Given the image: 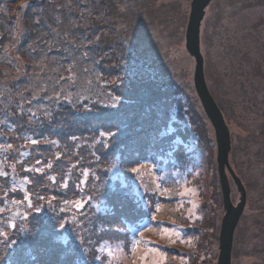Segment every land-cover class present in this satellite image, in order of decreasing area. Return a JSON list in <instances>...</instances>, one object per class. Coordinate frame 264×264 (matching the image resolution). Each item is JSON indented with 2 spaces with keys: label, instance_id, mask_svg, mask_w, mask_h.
Returning a JSON list of instances; mask_svg holds the SVG:
<instances>
[{
  "label": "rangeland",
  "instance_id": "374dc122",
  "mask_svg": "<svg viewBox=\"0 0 264 264\" xmlns=\"http://www.w3.org/2000/svg\"><path fill=\"white\" fill-rule=\"evenodd\" d=\"M61 1L60 7L66 8L73 4V0ZM78 1L84 7L90 8H97L96 1L105 2L108 12L117 15L115 16L117 28H113L112 17L114 16H109L107 11L108 17L102 21L98 20L101 24L96 22L90 25L89 20L82 19L79 22L72 21L69 24H61L58 21L45 20L43 7L32 9L24 3L21 9H16L17 6L15 8L5 3L0 6V25L3 26L2 29L5 33V39L0 44V171L6 173V176H0V207L5 209L3 213H0V230L7 233V235L0 236V258L5 254L4 246L8 248L14 246L15 237L10 236V233L13 235L16 231L18 232L14 229L18 224L21 225L26 212V204L9 202L7 194L12 193L13 187L19 188L20 183L25 182L24 177L16 176L15 163L16 160L22 164L26 162L31 149L36 145L31 141L36 140V137L40 135L31 131L28 126L36 122L40 125L54 122L52 115L59 109V104L81 102L86 96H89L88 82H84L80 87L77 80L78 70H84V68L90 70L92 63L95 60L96 62L99 61V54L107 48H111L112 45H116V41H121L119 43L130 41L126 46L132 50L131 54L138 66L134 71L150 79L151 77L154 79L162 78V81L167 77V74L174 71L177 74L175 76L178 84L183 71L186 72L187 69L190 74V76L188 75L189 80L193 81L192 64L189 67L190 61L186 56L184 57V50L186 51L185 33H180L181 28L184 27V22L179 29L172 31L170 27L167 28L168 24L163 19L159 18L158 15L156 16L157 13H152L153 4H157L161 9L160 12H162L163 2L165 1L166 5L167 1L168 5H173V12H178L180 9L182 14L186 16L192 0H155L154 3L151 0H130V2L116 0L120 4L119 9H116L110 0ZM30 9L31 13H28ZM209 14L208 21H211L213 19L212 12ZM142 17L144 24L140 20ZM108 20L112 21L110 25L105 24ZM134 27L135 29L130 35L123 30L122 32L118 31L120 29L131 30ZM204 33L202 52L205 58L209 60L205 64V68L208 69L206 72L215 80L214 85L218 93L217 96H219L217 98L218 100L221 98L222 112L233 139V150L234 148L236 150V153L232 154V156L236 155L231 162L236 167L238 165L239 168L248 171V179H254L264 169V155L262 152L259 153L260 144L264 142V117L256 119L254 118L255 115H244L240 107H236L231 100L229 90L225 88L226 82L223 80V74L219 72L216 64L212 63L209 58L210 51L215 49L214 42L211 41L212 36L209 31L205 32L204 30ZM126 37L129 39L122 41ZM210 42L213 43L211 47L208 45ZM101 61L104 62V59ZM68 69H71V72ZM130 75L128 79L131 77ZM135 76L137 77V75ZM69 77L71 78L69 79ZM91 77L96 79L95 87L97 89L92 96L96 100L104 96L108 105L113 107L116 102L108 94L107 82L116 75L112 72L105 74L103 71L96 70L90 72L89 82ZM180 86L182 87V85ZM189 90L191 88H185L178 93L185 95L188 94ZM181 98L184 99V97ZM32 113L35 115L33 116ZM189 120L187 119V122ZM187 125L193 129L190 124ZM19 127L20 130L17 132ZM200 127L204 129L195 132L196 134L194 131L193 133L190 131L191 137H193L190 142L202 143L205 136L216 151L214 133L208 134L207 128ZM48 143L51 148H59V144L55 140H49ZM85 145L88 153L84 157L92 160L91 155L95 153L96 143ZM56 157L58 156H55V159ZM63 157H65L63 160L67 161L66 175L68 176L70 171H73L70 184H77L78 193L70 195L67 204L64 202L59 207L54 205L53 208H47L50 211L46 212V218L48 219L51 215V221L55 219L53 212L58 214L54 227L59 232V241L62 244H67L68 237H73L78 240L77 243L87 245L95 251L96 264H100L99 260L104 257L107 260L105 264H183V261L190 264L185 259L182 261V257L173 260L169 251L174 247L178 248L177 244H182L181 241L191 228L185 227L184 224L188 223L192 227H199L200 224L206 223L209 226V250L205 254L197 255V257L195 255L196 262L193 264H217L219 234L224 214L220 216V223L216 226V230L213 222L209 223L219 214L218 191L220 184H216V178L207 176L200 183V179H196L198 174H195L190 167L182 165L180 168V165H176L168 159L164 165V173L161 174L163 181L159 182L156 177L152 176L153 189L162 195L163 200L161 203L159 202L161 207L150 218L151 223L146 230L137 237H133L130 245L120 239L116 242H104L93 247L97 243L93 239L90 241L91 234L88 237L89 230H92L93 226L88 223L89 218L86 213L90 214L91 207L97 213L100 212L101 208L96 203L97 196L91 193L85 181L79 179L77 175L82 164L78 161L84 157L80 159L70 158L67 151ZM204 158L206 157L202 154L200 160L203 161ZM55 159L54 156L51 160L47 158L45 163L38 160L40 163L31 169L41 168L42 173L31 172L33 174L47 173V180L51 181L50 177H52L55 167L48 168L47 165L49 163L52 165ZM255 162L257 163L255 164ZM204 164L207 167V162ZM241 164L242 167L239 166ZM115 166L112 171L113 175L125 184L119 159ZM231 168L233 170V167ZM25 172L31 173L26 170ZM145 176H148L147 169L138 172L139 178ZM136 185H138V180ZM53 188L47 184V189ZM246 192V204L248 205L243 213L246 216L242 215L238 224L242 228L252 227L261 217V221H264V202L258 200L259 196L262 195L263 188H256L255 191L249 188ZM64 194H66V190ZM47 195L50 199L55 197L49 190H47ZM235 200L239 201V196ZM79 204L83 206L78 208L77 205ZM16 213L20 214L17 215ZM9 222L15 223L16 227H9ZM214 230L218 243L213 242ZM258 231L259 233L263 232L264 228L263 231L258 228ZM22 232L25 231L22 230ZM119 232L123 233L122 231ZM200 234L202 232L197 237ZM245 240H247V236ZM88 247L85 249L88 250ZM191 248L195 249L191 245L189 251ZM239 253H236L238 254L236 257L238 264L253 263V258L243 257L244 252ZM84 255H87L86 251H84ZM96 257H100V259H96Z\"/></svg>",
  "mask_w": 264,
  "mask_h": 264
},
{
  "label": "trees",
  "instance_id": "16d2710c",
  "mask_svg": "<svg viewBox=\"0 0 264 264\" xmlns=\"http://www.w3.org/2000/svg\"><path fill=\"white\" fill-rule=\"evenodd\" d=\"M57 1L58 3H56ZM110 1L116 9H119L118 1ZM127 1L130 2V0ZM151 1L155 2V0ZM61 2V0H1L0 6L5 3L9 6H17L16 9H21L24 3L32 9L43 7L45 20L58 21L61 24H69L72 21L79 22L81 19L89 20L90 25L96 22L100 23L98 20L102 21L108 17L107 11L109 16H114L112 17L113 28H117L115 24V16L117 15L108 12L105 2L96 1L97 8L84 7L78 0H73L72 5L64 8L59 6ZM172 8L173 5H168L167 1L165 5L164 1L163 13L160 12L161 9L157 4H153L152 13H157L156 16L158 15L159 18L163 19L168 24L167 28L170 27L172 31L179 29L184 22V27L181 28L180 33H185L190 7L188 6L186 16L182 14L180 9L178 12H173ZM28 13H31V9ZM140 20L144 24L143 17ZM110 22L112 23L108 20L105 24L110 25ZM2 27L0 25V44L5 39ZM134 29L135 27L131 30L120 29L118 31L122 32L123 30L130 35ZM128 39L126 37L122 41ZM119 42L121 41H116V45H112L111 48L100 53L99 61L96 62L95 60L90 70L87 68L78 70L77 80L80 87L84 82H88L89 96H86L81 102L59 104V109L52 115L54 122L41 125L36 122L28 126L31 131L40 134L36 137L38 143L31 149L30 156L24 164L16 160L15 168L17 177H24V179L27 177L30 182L20 183L19 188H15V191L7 194V199L11 203L14 200L23 201L26 189L34 207L28 208L27 203L22 202L26 204V212L21 225L18 224L14 229L18 232L16 231L13 235L10 233V236L15 237L14 246L9 248L4 246L5 254L0 258V264H96L95 251L92 248L77 243L78 240L73 237H68L67 244H62L59 241V232L54 227L58 217L56 212H53L55 215L53 221L50 220L51 215L48 219L46 218V212L50 211L47 208H53L54 205L59 207L64 202L68 203L69 196L78 193L77 184H70L73 171H70L68 176L66 175L67 161L63 160L65 158L63 155L67 151L70 158H83L88 153L85 144L96 143L95 153L91 155L92 160L84 157L78 161L82 164L80 172L77 174L79 179L85 181L91 193L97 196L96 203L101 208L100 212L97 213L91 207V215L86 213L89 218L88 223L93 226V229L89 230L88 237L91 234L90 241L93 239L97 243L93 247L104 242H116L120 239L130 245L133 237H137L146 230L151 223L150 218L156 214L163 200L162 195L153 189L152 176L156 177L159 182L163 181L161 174L164 173V165L168 159L176 165H180V168L182 165L190 167L195 174H198L196 179H200V183L208 176L216 178V184H220L215 159L216 151H214V147L208 138L204 136L202 143L190 142L193 138L190 131L192 133L193 131L194 133L200 132L204 129L200 126L207 128L208 134L212 135L214 131L195 92L193 81L189 80V70L183 71L178 84L175 76L177 74L174 71L167 74L163 81L162 78L144 77L134 71L138 66L131 54L132 50L126 46L130 41L127 43ZM210 44L211 42L208 43V45ZM185 56L190 61L189 67L192 64L191 68L193 69L194 59L184 50ZM101 59H104V62ZM208 61L207 59L205 64ZM96 70L103 71L105 74L112 72L116 75L107 82L108 94L116 102L113 107L108 105L104 96L97 100L92 96L97 90L95 87L96 79L91 77L89 82L88 77H90V72ZM206 70L208 69L205 68L208 88L222 111L221 98L218 100L217 97L219 96H217L218 93L214 85L215 80ZM119 74H121L120 77ZM129 75L131 77L128 79ZM224 78L223 80L226 82V78ZM185 88H191L188 94L178 93ZM179 97H184V99ZM187 119L190 120L187 122ZM187 124L193 126V129ZM53 129L59 134L52 131ZM19 130L20 127L16 131L19 132ZM49 140H55L59 144V148H51L48 143ZM195 144L197 145L195 146ZM260 146L259 153L262 152L264 155V142ZM234 152L236 153V150L235 148L233 150L232 147L231 156ZM202 154L206 157L202 160L207 162V167L200 160ZM235 155L229 159L234 172L244 184L246 191L249 188L254 189V191L256 188H263L262 195L259 196L258 200L264 202V169L254 179H248V171L232 164L231 161ZM53 156L54 159L55 156H58L52 163V166L55 167L52 173L55 182L47 180V173L33 174L30 171L31 173L28 174L25 172V169L36 167L38 160L45 163L47 158L51 160ZM118 159L122 166L125 184L112 172ZM239 166L242 167L243 165ZM132 169H137V171L133 172ZM142 169H147L148 176L139 178L138 172ZM85 173L87 174L85 175ZM229 179L231 200L233 204H237L238 201L235 198L240 197V195L230 176ZM65 180L67 187L62 185ZM137 180L138 185H136ZM47 184L54 188L47 189ZM47 190L55 197L50 199ZM65 190L66 194H64ZM220 190L218 191L219 214L209 221V223L213 222L215 229L220 223V216L224 214ZM261 219L262 217L252 227L237 226L232 249V264H238L236 257L240 254L239 252L241 254L244 252L243 257L253 258L252 264H264V221ZM184 226L191 227L181 241L184 245L177 244L178 248H172L169 253L173 260L182 257V261L185 259L193 264L196 262L197 255L205 254L209 250V226L206 223L200 224L199 227H192L188 223ZM258 228L262 229L263 232L259 233ZM200 232L202 234L197 237ZM215 234L216 231L214 230L213 242L218 243ZM246 236L247 240H245ZM191 245L195 249L191 248L189 251ZM85 247L89 249L87 250ZM84 251L87 252V255H84ZM106 261L105 257L99 260L100 264H105ZM182 263L186 264L184 261Z\"/></svg>",
  "mask_w": 264,
  "mask_h": 264
},
{
  "label": "flooded vegetation",
  "instance_id": "af4514ba",
  "mask_svg": "<svg viewBox=\"0 0 264 264\" xmlns=\"http://www.w3.org/2000/svg\"><path fill=\"white\" fill-rule=\"evenodd\" d=\"M210 12L213 19L208 21ZM204 30L212 36L210 47L215 45L209 58L226 78L231 100L244 115L263 118L264 0H211L201 24L202 39Z\"/></svg>",
  "mask_w": 264,
  "mask_h": 264
},
{
  "label": "water",
  "instance_id": "95a60500",
  "mask_svg": "<svg viewBox=\"0 0 264 264\" xmlns=\"http://www.w3.org/2000/svg\"><path fill=\"white\" fill-rule=\"evenodd\" d=\"M210 1L211 0H192L185 32V49L194 59V88L203 110L213 127L216 141L217 171L223 199V208L225 211L219 234V255L217 264H231L234 235L246 207L247 193L241 180L230 166V132L219 107L208 89L204 75V60L200 49V27L204 18L205 8L209 5ZM227 171L240 193V200L237 205H234L231 200V187Z\"/></svg>",
  "mask_w": 264,
  "mask_h": 264
},
{
  "label": "snow or ice",
  "instance_id": "6c2138e0",
  "mask_svg": "<svg viewBox=\"0 0 264 264\" xmlns=\"http://www.w3.org/2000/svg\"><path fill=\"white\" fill-rule=\"evenodd\" d=\"M68 71L71 72V69H68ZM70 78H71V77H69V79H70ZM61 79H63V77H61ZM32 115L34 116L35 113H32ZM31 143L36 144V143H38V141H36V140H32ZM8 147H11V145H8ZM57 158H58V157H57ZM37 163H40V162L37 161ZM47 167H48V168H51V167H52L51 163H49V164L47 165ZM25 170H26V171H35V172H39V173H42V171H43L41 168H35V169L28 168V169H25ZM132 171H133V172H136L137 169H132ZM86 174H87V173H85V175H86ZM0 176H6V173L3 172V171H0ZM50 179H52V181L55 182V177H50ZM28 182H30V181L28 180L27 177H25V183H28ZM63 186H64V187H67V181H66V180L64 181ZM12 190L15 191V190H16L15 187H13ZM40 198L42 199V197H40ZM22 202H26L28 208H33V207H34L33 204H32V201H31L30 194L27 192L26 189H25V195H24V199H23V201H15V200L13 201L14 204H20V203H22ZM66 203H67V202H66ZM82 206H83L82 204L77 205L78 208H79V207H82ZM157 207H158V206H157ZM4 211H5V209H4L3 207H0V213H3ZM16 214L19 215L20 213H16ZM61 226H63V225H61ZM9 227H13V228H14V227H16V225H15V223H13V222H9ZM4 235H7V233L4 232V231H2V230H0V236H4ZM96 259H100V257H96Z\"/></svg>",
  "mask_w": 264,
  "mask_h": 264
}]
</instances>
